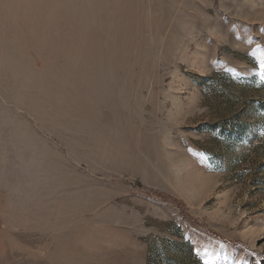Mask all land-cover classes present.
Segmentation results:
<instances>
[{
	"label": "rangeland",
	"instance_id": "374dc122",
	"mask_svg": "<svg viewBox=\"0 0 264 264\" xmlns=\"http://www.w3.org/2000/svg\"><path fill=\"white\" fill-rule=\"evenodd\" d=\"M0 264H264V0H0Z\"/></svg>",
	"mask_w": 264,
	"mask_h": 264
}]
</instances>
